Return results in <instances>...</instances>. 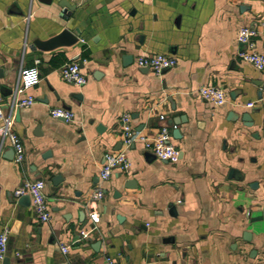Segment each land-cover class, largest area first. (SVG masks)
I'll use <instances>...</instances> for the list:
<instances>
[{
  "label": "crops",
  "instance_id": "0c3cea01",
  "mask_svg": "<svg viewBox=\"0 0 264 264\" xmlns=\"http://www.w3.org/2000/svg\"><path fill=\"white\" fill-rule=\"evenodd\" d=\"M263 18L264 0H0L3 111L25 148L16 163L0 135V232L9 230L0 264L264 262V69L236 57L241 26L256 30L264 52ZM157 53L176 65L156 75L134 63ZM70 60L83 84L61 77ZM30 66L40 76L27 90L35 102L16 107L20 69ZM206 85L226 102L204 100ZM57 106L74 120L50 117ZM122 113L147 141L165 126L177 161L135 141L129 169L101 181L105 154L124 148ZM35 179L45 181V222L30 198L13 195ZM97 187L92 224L86 204Z\"/></svg>",
  "mask_w": 264,
  "mask_h": 264
},
{
  "label": "built area",
  "instance_id": "2783aa9c",
  "mask_svg": "<svg viewBox=\"0 0 264 264\" xmlns=\"http://www.w3.org/2000/svg\"><path fill=\"white\" fill-rule=\"evenodd\" d=\"M264 27V18L261 23ZM256 30L249 26H241L237 30L236 41L238 49L236 51V57L241 60L250 63L257 70L264 69V52L259 51L256 47L255 40ZM135 65L140 68H147L154 74L159 75L165 69L172 68L176 65L177 60L174 56L169 54L157 53L153 55H140L135 59ZM61 77L71 83L83 84L85 82V76L81 72L79 62L77 60H70L63 64L59 69ZM40 81L39 71L36 66L22 67L19 72V82L15 88L13 94V104L16 107H29L35 99L31 94L27 93V90ZM200 96L212 103L215 106H221L226 102V97L223 89L215 85L201 86L198 89ZM260 102L264 103V89ZM253 102L247 104L251 107ZM50 117L54 119H61L66 122L74 120V112L68 110L62 106L53 107L49 110ZM163 118V116H160ZM121 126L122 142L124 148L115 153H106L104 156V162L99 169V179L106 181L112 174L113 170L119 169L127 171L131 165V162L127 155V148L135 141H140L144 148L150 151L159 160H165L169 162H175L178 158V151L169 142L167 128L161 127L160 132L151 141H147L145 137L139 136L135 133L131 126V118L128 113H122L119 117ZM14 119L11 115H5L3 111L2 96L0 93V135L2 140H7L14 152V161L20 163L24 159L25 148L19 135L13 130ZM45 181L43 179H35L30 181H24L18 187L15 188L13 195L18 198L23 195H27L30 198L31 206L35 217L45 222L49 220L50 210L46 200V194L44 192ZM104 193L101 187H97L93 190L87 206V218L92 224H96L99 221V211L97 203L103 198ZM8 228H4L0 232V260H2L7 252V238ZM82 235L85 233L82 231ZM62 252H67L66 246H61ZM108 264H116L112 259L107 258ZM264 264V262L258 263Z\"/></svg>",
  "mask_w": 264,
  "mask_h": 264
},
{
  "label": "water",
  "instance_id": "95a60500",
  "mask_svg": "<svg viewBox=\"0 0 264 264\" xmlns=\"http://www.w3.org/2000/svg\"><path fill=\"white\" fill-rule=\"evenodd\" d=\"M62 5H63L65 8H67V9H73V8H74V6H71V5L68 4L67 2L62 3ZM127 60H128V58H125V61H127ZM144 70H148V69H147V68H144ZM17 116H18V112L16 113V118H17ZM244 117L246 118L245 115H244ZM249 125H251V124H249ZM125 186H127V183L125 184ZM19 202H20V203H23V204H27V203L29 202V196H27V195L20 196ZM172 211H173V209H172ZM118 218H119V217H118Z\"/></svg>",
  "mask_w": 264,
  "mask_h": 264
}]
</instances>
